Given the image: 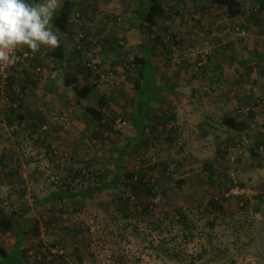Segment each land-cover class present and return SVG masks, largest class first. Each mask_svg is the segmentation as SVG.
<instances>
[{"label": "rangeland", "instance_id": "obj_1", "mask_svg": "<svg viewBox=\"0 0 264 264\" xmlns=\"http://www.w3.org/2000/svg\"><path fill=\"white\" fill-rule=\"evenodd\" d=\"M73 1L69 31L54 27L66 59L47 57L49 48L41 46L33 53L39 59L17 63L5 78L0 75V120L4 122L9 104L36 114L40 132L53 148L49 156L45 147L30 144L25 154L3 123L0 153L13 147L17 154L0 167L1 172H14L2 178L0 204L8 206L10 196L15 208L43 198L64 174L65 159L75 169V159L95 157L108 164L115 155L114 137L93 147L79 141L82 107L63 84L64 74L75 70L78 59H87L100 73L97 89L82 102L97 105L106 96L110 111L122 113L115 127L125 138L134 136L136 89L127 76L129 67L136 69L131 63L135 57L145 54L144 46L151 49L161 87L153 103L160 118L150 120L154 129L147 132L148 145L126 166L130 171L147 169L161 195L152 218L134 217L135 225L127 229L98 205L89 204L82 214L64 213L49 204L33 207L0 235V246L11 251L22 227L27 250L23 264H264V147L255 156L251 149L256 133H264V11L254 20L257 7L246 0V14L232 19L219 8H207L203 0H168L167 15L150 27L140 17L141 0ZM20 51L31 53L26 47ZM25 72L38 88L12 102L8 77L20 81ZM18 81L13 85L17 90ZM251 111L257 112L255 118ZM226 116L246 120L253 128L231 133L223 124ZM26 142H31L28 136ZM30 156L35 161H28ZM207 165L218 174L213 180ZM224 185L233 187L226 191ZM212 197L221 200L224 213H203L197 207ZM110 198L105 193L96 202ZM177 209L188 215L193 238H183L189 231L179 224ZM24 220L38 233L28 224L21 226ZM71 228L77 230L76 237Z\"/></svg>", "mask_w": 264, "mask_h": 264}, {"label": "trees", "instance_id": "obj_2", "mask_svg": "<svg viewBox=\"0 0 264 264\" xmlns=\"http://www.w3.org/2000/svg\"><path fill=\"white\" fill-rule=\"evenodd\" d=\"M203 1L209 9L212 7L221 9L222 14L227 18L236 19L247 12L246 0ZM252 1L257 7V12L252 15V18L257 20V15L264 11V0ZM167 2L168 0H141L139 14L143 23L150 27L157 25L160 19L164 18L168 13ZM75 6L76 3L73 0H65L63 2L54 17L55 28L64 32L69 31ZM144 49L145 54L142 56L137 55L131 62L136 69L131 70L130 67L128 68L129 75L127 78L132 81L136 89L131 117L136 132L132 137L125 138L123 133L115 127L114 124L122 113L110 111L109 98L102 96L98 100L97 105H89L82 102L98 87L97 80L100 78V73L96 72V66H92L87 59H78L75 64V70H68L64 74V87L73 90L77 102L82 107L77 117L84 125V128L80 131L81 140L79 141L88 144L90 142L93 147L96 142L105 141L106 139L112 140L114 137L115 155L112 156V160L108 164L95 157L82 161L74 158L77 161L76 164L79 165L75 169H73L74 167L71 164H68L70 159H65V163H67L64 164L62 170L64 174L56 182L54 188L43 198L36 199L34 204L21 205L15 208L10 196L8 206L0 204V235L11 231L16 223L20 222L33 207H39L44 204H49L64 213L71 214L86 213L89 204L98 205L110 214L118 225H120L119 221L123 222L125 229L135 225L132 222L134 217L136 219L152 218V212L157 206L161 193L158 192L155 183L148 179L147 169L138 168L130 171L126 166L127 161L134 153H138L142 147L148 145L147 132L149 129H154L150 124V120L160 118L153 103L161 87L155 76L151 49L148 46H144ZM17 52L26 51L18 50ZM46 55L60 61H64L67 56L63 44H60L55 50L49 48ZM37 59H39V55L33 54L30 62ZM246 61H242V64L246 63ZM262 61H264V56ZM18 79L14 75L8 77L12 102L22 99L23 96L26 97L31 91L38 88L37 82L31 77L29 72H25L24 77H21L20 81ZM82 80H84L83 83ZM17 81L19 84L18 90L13 88ZM250 114L252 118L257 116L255 111H251ZM28 119L32 121L29 123ZM37 119L38 116L36 114H26L19 111L17 106L9 104L5 110L4 122L0 120V129L3 123L9 126L11 134L16 139V143H18L19 150H22L25 154L29 153L26 149H28V145L32 144L34 147H45L46 155L51 156L53 153L52 145L47 142L48 136L40 132ZM223 124L228 127L231 133H247L253 128L249 122L235 116H226ZM0 135L3 134L0 132ZM27 136L31 142H26ZM262 147H264V133L259 131L254 136V146L251 148L254 156L258 154L257 151ZM15 154H17V150L13 147L3 148L0 153V167L5 165L6 161ZM28 161H35V157L30 156ZM37 167L35 168L36 170L38 169ZM59 167L58 165L56 169L57 172L61 173ZM206 167L210 170L209 178L211 180L218 176L213 166L207 165ZM12 171V169L6 172L0 171V183H2L4 176L11 177L14 173ZM226 177L229 178L228 176ZM224 187L226 191H230L233 186L224 185ZM105 193L111 196L110 200L96 202V199ZM22 194H25V190ZM197 207L202 209L203 213L225 212V207L221 200L215 197L210 198L203 204H199ZM177 213L180 215L179 224L185 225L189 231V233L185 232L183 234V238H193L194 234L188 225V215L181 209H177ZM170 215L171 212H168L163 220L168 219ZM218 218L219 216H215V220ZM215 223L216 221H212L211 226H214ZM22 224H28L34 233H38L35 225L30 224L29 221L24 220L21 226ZM173 224L174 221L171 222V225ZM159 226L161 227V223ZM69 231L76 237L77 230L71 228ZM132 232L136 234V229H133ZM23 234L22 227L18 228L16 243L11 251L0 246V264H23L22 258L27 252L22 245ZM55 258L63 259L62 255L59 254H56Z\"/></svg>", "mask_w": 264, "mask_h": 264}, {"label": "clouds", "instance_id": "obj_3", "mask_svg": "<svg viewBox=\"0 0 264 264\" xmlns=\"http://www.w3.org/2000/svg\"><path fill=\"white\" fill-rule=\"evenodd\" d=\"M60 7L61 0H0V66L16 65L21 48L32 53L41 46L58 48L54 17Z\"/></svg>", "mask_w": 264, "mask_h": 264}, {"label": "built area", "instance_id": "obj_4", "mask_svg": "<svg viewBox=\"0 0 264 264\" xmlns=\"http://www.w3.org/2000/svg\"><path fill=\"white\" fill-rule=\"evenodd\" d=\"M16 55L19 57L18 63L20 62L23 65H29L31 58L33 57V54L30 52H21L16 53ZM9 70V67L6 66H0V75L5 78L7 76L6 72Z\"/></svg>", "mask_w": 264, "mask_h": 264}]
</instances>
